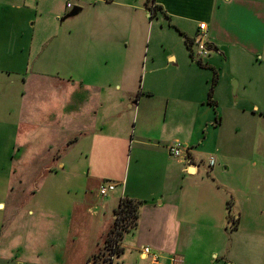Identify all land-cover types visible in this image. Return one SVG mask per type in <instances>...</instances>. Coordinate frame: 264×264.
Masks as SVG:
<instances>
[{
  "label": "crops",
  "instance_id": "0c3cea01",
  "mask_svg": "<svg viewBox=\"0 0 264 264\" xmlns=\"http://www.w3.org/2000/svg\"><path fill=\"white\" fill-rule=\"evenodd\" d=\"M41 1L0 0V111L6 118L17 115L13 136L6 127L0 130V140H7V152L12 136L10 158L22 171L17 185L25 188L21 195H14L12 202L10 197L7 202L0 200V264H30L13 260L6 253L9 245H5V236L11 232L12 210L17 212L22 204L25 219L31 212L34 220L38 216L27 207L40 212L41 217L49 216L53 215L48 211L53 210L54 201V216L64 217L58 207V172L86 165L89 175L91 164L104 168L109 180L113 179L111 166L120 168L113 195L104 198L106 204L111 200L116 203L112 212L104 214L108 219L103 222L98 248L103 247L111 230L120 200L128 199L142 204L136 228L122 236L119 258L127 252L137 254V261L145 264H189L208 254L214 263L264 264V244H260L264 241V180L254 179L257 174L252 173L262 164L261 151L240 155L219 147L227 146L223 138L222 144L219 141L225 122L238 125L240 118L259 114L260 121L264 115L255 104L251 105V110L256 108L254 113L245 109L237 112L233 110L237 103L231 105L230 100L215 97L219 79L211 96H206L208 71L215 73V58L210 63L205 58L198 61L192 57L190 61L184 52H168L161 66L157 65L160 56L152 54L146 56L139 92L135 83H128L141 63L138 42L145 40L147 30L143 26L148 27L151 19L161 16L163 25L166 22L173 27L185 47L198 34V25L205 23L209 50L227 60L223 44L254 42L255 37L259 42L264 40L261 2L77 0L81 11L66 20L69 22L64 28L65 21L56 26L51 18L46 21L38 17ZM132 45L135 51L129 53ZM172 68L177 71L173 74L184 78L187 93L172 96L170 89L169 95L156 97L158 89L151 78L146 85L148 76ZM235 87L239 92L240 86ZM145 90L147 95L142 96ZM8 91L15 99L11 106ZM243 101L242 97L240 103L245 104ZM3 119L0 121L4 126ZM173 142L191 147V167L169 155L168 146ZM209 158L214 160L211 166ZM49 182L52 190L47 189L48 195L41 196ZM31 185L38 187L31 190ZM6 187L9 192L13 190L9 180ZM27 187V198L32 196L31 200L24 195ZM64 190L69 194V188ZM70 197L63 196L71 204L74 200ZM227 207L232 215L237 214L238 219L230 215L236 225L232 234H236L229 236L225 253L220 256L214 248L218 243L211 241H217L223 228L228 230ZM51 225L45 227L49 230ZM184 225H189V230L183 229ZM188 233L191 243L185 241ZM191 236L201 241V246ZM182 238L186 248L181 245ZM144 247L158 257L157 262L144 256ZM50 254L52 257H46L49 262L41 259L31 264H70L60 261L56 250ZM93 254L86 258V264H90L87 261ZM128 259H120V264H138Z\"/></svg>",
  "mask_w": 264,
  "mask_h": 264
},
{
  "label": "rangeland",
  "instance_id": "374dc122",
  "mask_svg": "<svg viewBox=\"0 0 264 264\" xmlns=\"http://www.w3.org/2000/svg\"><path fill=\"white\" fill-rule=\"evenodd\" d=\"M64 1L66 0H42L39 4V8H37L39 15L38 17L46 21L51 18L55 22L56 26H60V19H62L70 11L64 8ZM258 1L261 2L262 6H264V0ZM72 3L74 7H77V4L79 2L77 0H73ZM59 9H62V14L59 12ZM57 13H59L60 15L58 18L54 16ZM68 22L69 21H65L64 28L67 26ZM151 25H153V28L150 39ZM143 27H145V31L147 30V35L145 34L146 37L144 36L145 40L141 39L138 42L139 55L141 54L142 60L139 67L134 70L136 74L134 76L132 75L133 81L128 82L129 84L131 82L133 84L135 83V85L138 86V92L140 88H142L141 83L144 79V71L146 67L144 63L146 56L150 57L152 54L160 56V58H158L157 60V65L161 66L165 62L163 56L168 52L171 54L184 52L188 55V59L191 61L189 56L190 51L187 50L185 44L179 43V34L173 27L169 26L168 23L165 22V24L163 25V18L161 16H157L151 19L148 27H146V25ZM254 39V42H248L244 44L234 41L223 44L224 50L222 49V51L226 53L227 60L220 59V57L214 50L207 51L209 56L204 57L205 60L209 61L210 63L211 58H215V60H217V63L213 62L212 65L215 73L212 72L211 69L208 71V73L210 74V80L208 89L206 90V96L209 94L211 87L214 91L216 79H219V84L215 88V97H217V95H219L221 99L224 97L226 100L228 99L232 102L231 105L233 103H237L233 108V110H237V112L238 110L245 109L250 114L254 113L256 108H254V110H251V105L255 104L259 111L262 113L261 115H264V40L262 42H259V39L257 37H255ZM205 43H208L207 40L205 41ZM193 50L194 53H196V47H193ZM134 51L135 47H133L132 45L129 48V53H133ZM192 62L197 64L195 61ZM146 65L147 68H151L150 61H148ZM173 73H177L176 69L172 68L170 70H161L159 72L156 71L148 76L146 85L148 82H150L151 78V83L153 84L154 88L158 89L155 93L156 97L169 95L170 89H172V96L186 94L187 92H185L184 78ZM235 84H238V88L240 86L239 92L236 90L238 94L236 93V91V94H234L233 92ZM188 94H190L189 91ZM145 95H147L146 90L142 96ZM6 97H10L8 100V104H10L9 106L15 104V99L9 91L6 93ZM242 97L245 98V101L242 102H246L245 104L240 103ZM3 102H5V100H3ZM15 115H10L9 118H6L0 111V120L5 118L3 119V121L5 122L4 126L2 124V121H0V130H6L7 127L12 131L13 136L12 127L17 120V115ZM259 118V114H257L256 117L246 116V118H240L238 120V125L236 123L225 122L222 130L219 132V141L222 144L223 138V140L227 141V146L225 144L223 146L219 145V147L221 146L222 148H224V151L227 149L228 151L233 150L240 155H242L243 153H251V155H253L254 153H258V150L261 151V153L259 152V158L262 164L256 171H253L252 173L257 174V176H253L254 179L264 180V156H261L264 155V152H262L264 151V116L261 117L260 121ZM12 136L10 141L11 146L7 152V140H0L2 146L0 148V200L5 199V202H7L9 197L12 202L15 199L14 195H21L23 193V190L25 189L17 185L18 181H20L18 177L22 176V171L17 164L13 165L10 158L13 141ZM118 159L119 158H117V160ZM89 167V169H91V173H89V175L86 172V165L84 166V168L79 170H66L58 172V179L56 180H59V182L61 183H59L58 185V207L60 215H65L64 217L61 216L59 219V217L54 216V201L52 204L53 210L48 211L53 215L49 216L43 215L41 217V213L39 212L38 214V212L33 207H27V210L31 209L38 216L34 220L33 218L35 216L31 217V212H29L28 216L25 219V212L24 210L21 211L22 204L20 206V210L18 209L17 212L12 210L11 216H9L11 232L9 236H5V245H9L5 250L9 257H11L13 260L16 258L19 262L29 261L30 264L35 260L39 263L41 262V259L43 263H47L49 261H47L46 257L48 258L49 256H51L50 253H53L56 250L60 261L62 262L67 261L70 264H86V258L95 253V251L98 249L96 251V253L99 251V258L96 259L97 262L95 263V261H91L90 264H102V261H106V264L109 263V261H107L108 258H106L107 251H100L101 247L98 248V243L101 244L102 241L101 234L104 227L103 222L108 219V216L104 217V214L106 213L108 215L110 212H112L114 203L116 202L114 200H111L106 204L104 202V198L106 196L103 197L99 194V186L102 184H111L115 189L114 183H116L115 179L119 178L120 168L116 164H114V166H111V172L109 173L112 175L111 178L113 179L109 180L107 178L108 172H105L103 170L104 168H101L100 166H93L92 164ZM75 174L76 177H74ZM87 175L90 179L89 182H87V188H84L83 183H85ZM50 179L55 180V178L52 177H50ZM8 180L10 182L11 188H13V190L11 189L10 192L6 187V182ZM49 185H51L50 182ZM49 185L46 189H43L41 196L48 195L47 189H49L50 191L52 190V185ZM31 187H33V189L31 188V190H36L38 186L31 185ZM63 188H69V194L66 193ZM27 190L28 187L26 188V193L24 195L28 194ZM86 191L88 194L86 193L85 195ZM113 193L114 192H110L107 196L111 197ZM63 196H71L74 202L70 204V202L64 199ZM27 197L28 195L26 196V198ZM28 199L31 200L33 198L31 196L27 198V200ZM227 208L228 216L226 218L225 224H227L228 230H225L223 228L217 238V241H211L212 244L218 243L214 248L221 254L220 256H223V250H225L227 242H229L228 240H230L229 236L233 232H235L234 230L236 227V225H234L235 223H233L232 220L234 218H231L230 216L232 215V213L230 212V207ZM224 211L226 212V208ZM67 213L69 214L67 215ZM236 215L232 216L237 217ZM50 217H52V219ZM29 218L31 219L28 220ZM45 220H49V222L46 223ZM115 221H117L116 214L111 228L113 227ZM223 221L224 218L222 219V222ZM45 224H52V228L48 230L45 227ZM225 224H222V226H224ZM189 228V225L183 226V229L189 230ZM188 237L189 233L187 234L185 239L187 243L190 242V240L187 239ZM72 238L74 240H72ZM191 240H195V242L197 241L193 236H191ZM244 240L245 239L240 240V243H242ZM185 241L182 238L181 245L182 247L184 246L186 248L188 245ZM197 243L201 246L202 242L197 241ZM260 244H264V241H262ZM186 253H188V251ZM125 254L126 255H123L120 258L115 257V259L112 260V264H120V259H126V257L129 258V261L138 260L137 254L129 255L127 252ZM204 255L205 258H197L196 261L189 264L214 263L211 262V260L213 261L211 257L208 259V254ZM235 259L237 258L235 257ZM137 262L138 264H145L142 263V261ZM214 264H221V262L220 260H218ZM240 264L245 263L240 262Z\"/></svg>",
  "mask_w": 264,
  "mask_h": 264
},
{
  "label": "built area",
  "instance_id": "2783aa9c",
  "mask_svg": "<svg viewBox=\"0 0 264 264\" xmlns=\"http://www.w3.org/2000/svg\"><path fill=\"white\" fill-rule=\"evenodd\" d=\"M73 0H66V9L72 10L73 9ZM207 37V25L205 23H200L198 25V34L193 38L192 41H190L191 44V54L192 57L197 59L198 61L204 59L208 55L209 47L205 43ZM193 47H196V53H194ZM168 153L169 155L180 161L181 163L185 164L186 167H191V147L182 144L180 142H173L170 146H168ZM208 164L211 166L214 164L213 158H209ZM185 171L188 173L189 171L185 169ZM114 190V186L111 184H102L99 186V194L101 196H107L110 192ZM142 253L145 257L150 256L153 262H157L158 257L156 255L150 254V249L148 247L142 248ZM111 261L115 259V255H110L109 253L106 256Z\"/></svg>",
  "mask_w": 264,
  "mask_h": 264
},
{
  "label": "trees",
  "instance_id": "16d2710c",
  "mask_svg": "<svg viewBox=\"0 0 264 264\" xmlns=\"http://www.w3.org/2000/svg\"><path fill=\"white\" fill-rule=\"evenodd\" d=\"M186 47L190 51V58H192L190 42L186 43ZM212 91L213 89L211 87L209 91V96H211ZM141 204V202H133L128 199L120 200L118 207L115 211V214L117 215V221H115L113 227L106 235L104 245L100 248V251H107V254L109 253V256L115 255V257H119L121 255L122 249L120 248L119 244L121 242L122 236L127 231L136 228L138 220V211L140 209ZM98 255L99 251L96 254H93L88 259V262L90 263L91 261H95L96 263V259L99 258ZM107 261L112 264V261L110 259H107ZM102 264H106V261H102Z\"/></svg>",
  "mask_w": 264,
  "mask_h": 264
},
{
  "label": "water",
  "instance_id": "95a60500",
  "mask_svg": "<svg viewBox=\"0 0 264 264\" xmlns=\"http://www.w3.org/2000/svg\"><path fill=\"white\" fill-rule=\"evenodd\" d=\"M80 11H81L80 8L73 7V9L68 12V14H66L62 19H60V22L62 23L68 19L76 17L80 13ZM235 91H236V87L234 88V91H233L234 94H235Z\"/></svg>",
  "mask_w": 264,
  "mask_h": 264
}]
</instances>
